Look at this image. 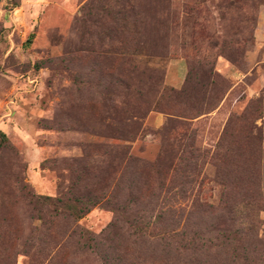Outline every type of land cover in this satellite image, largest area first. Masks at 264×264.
I'll use <instances>...</instances> for the list:
<instances>
[{
  "label": "rangeland",
  "instance_id": "374dc122",
  "mask_svg": "<svg viewBox=\"0 0 264 264\" xmlns=\"http://www.w3.org/2000/svg\"><path fill=\"white\" fill-rule=\"evenodd\" d=\"M0 132V264H264V0H0Z\"/></svg>",
  "mask_w": 264,
  "mask_h": 264
},
{
  "label": "trees",
  "instance_id": "16d2710c",
  "mask_svg": "<svg viewBox=\"0 0 264 264\" xmlns=\"http://www.w3.org/2000/svg\"><path fill=\"white\" fill-rule=\"evenodd\" d=\"M159 92L160 93H163V92H166L165 89L159 87ZM171 92V91H169ZM174 94L173 92L170 93V97H172L171 95ZM174 95H177V94H174ZM174 97V96H173ZM175 117H178V118H183V116H177V115H174ZM6 143H7V137L5 136L4 133L0 132V152L5 148L6 146ZM121 154H123L124 156H126V151L124 152V148L122 147L121 148ZM129 157V156H127ZM45 200H51L49 199V197L45 198ZM57 202H59L60 204H63L64 202L62 200H55ZM67 213L72 216V217H75V218H80L84 213H85V210H81V209H76V207L70 205L67 207L66 209ZM263 263H264V260H263Z\"/></svg>",
  "mask_w": 264,
  "mask_h": 264
}]
</instances>
